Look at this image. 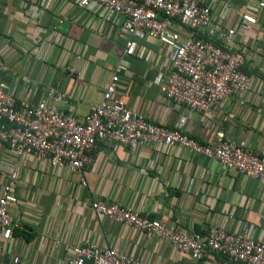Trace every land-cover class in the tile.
Instances as JSON below:
<instances>
[{
    "label": "crops",
    "instance_id": "obj_1",
    "mask_svg": "<svg viewBox=\"0 0 264 264\" xmlns=\"http://www.w3.org/2000/svg\"><path fill=\"white\" fill-rule=\"evenodd\" d=\"M38 1L0 0V72L18 105L36 104L53 90L54 106L83 120L122 65L116 95L149 121L209 145L224 132L264 153V0H202L212 4L221 27L236 29L233 49L244 55L243 68L252 79L249 90L212 105L209 115L168 99L155 82L158 74L171 72V44L135 35L134 52L125 53L122 19L111 28L99 15L72 10L59 23L67 3L76 0H57L41 17L33 10ZM173 25L182 36L189 35L178 19ZM89 155L83 185L68 167L32 155L18 159L0 143V195L11 167L20 162L9 206L18 230L12 240L0 235V264H15L14 256L17 264H65L72 246L85 243L116 249L146 264H209L166 239L147 237L96 213L93 200L121 203L196 237L218 224L235 232L248 227L254 239H264V185L255 178L180 145L100 140Z\"/></svg>",
    "mask_w": 264,
    "mask_h": 264
},
{
    "label": "built area",
    "instance_id": "obj_2",
    "mask_svg": "<svg viewBox=\"0 0 264 264\" xmlns=\"http://www.w3.org/2000/svg\"><path fill=\"white\" fill-rule=\"evenodd\" d=\"M56 1L40 0L33 5V10L41 17ZM67 4L58 16L59 23L69 19L72 10L99 15L111 28L122 19L125 53L134 52L135 35L171 44L175 48L171 72L158 74L155 82L175 103L209 115L212 105L250 89L252 79L243 70L244 55L233 49L236 29L221 27L215 21L211 3L202 0H76ZM176 19L187 27L189 35L184 37L175 30L173 21ZM153 56L155 53L151 58ZM121 70L122 65H119L102 100L83 120L60 112L53 103L56 98L53 90L36 104L18 105L16 97L6 91L0 72V143L18 159L32 155L53 166L68 167L81 176L83 185H86L83 170L91 160L89 153L100 140L131 146L139 143L180 145L264 185V153L237 142L224 132L214 144H204L179 129L155 124L144 114L127 107L116 95ZM19 168L20 162L16 161L0 195V235L6 240L13 239V231L18 227L9 206ZM90 205L96 213L139 229L147 237L168 240L179 251L190 253L197 260L207 259L209 264H264V239H254L248 227L235 232L214 224L205 236L196 237L115 201L93 200ZM72 252L65 264H146L94 243L74 245ZM13 262L17 264L19 257L14 256Z\"/></svg>",
    "mask_w": 264,
    "mask_h": 264
},
{
    "label": "trees",
    "instance_id": "obj_3",
    "mask_svg": "<svg viewBox=\"0 0 264 264\" xmlns=\"http://www.w3.org/2000/svg\"><path fill=\"white\" fill-rule=\"evenodd\" d=\"M243 70H245L244 68H243ZM245 72L247 73V71L245 70ZM248 74V73H247ZM18 228V227H17ZM17 228H15V230H18Z\"/></svg>",
    "mask_w": 264,
    "mask_h": 264
}]
</instances>
